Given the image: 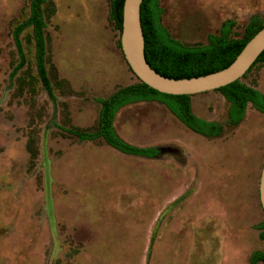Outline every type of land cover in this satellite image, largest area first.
I'll return each mask as SVG.
<instances>
[{
  "label": "rangeland",
  "instance_id": "obj_1",
  "mask_svg": "<svg viewBox=\"0 0 264 264\" xmlns=\"http://www.w3.org/2000/svg\"><path fill=\"white\" fill-rule=\"evenodd\" d=\"M110 3L44 4L55 104L36 73L30 28L21 34L26 64L9 79L18 61L12 30L29 0H0V264H252L264 246L257 229L263 112L249 104L232 126L219 92L194 94L193 112L222 124L207 137L160 102L122 107L116 132L132 145L157 146L153 157L79 141L54 125L94 128L95 98L137 81L118 47ZM159 4L161 24L187 45L205 43L227 20L235 23L231 37L254 15L264 21V0ZM242 81L264 94V63Z\"/></svg>",
  "mask_w": 264,
  "mask_h": 264
},
{
  "label": "trees",
  "instance_id": "obj_2",
  "mask_svg": "<svg viewBox=\"0 0 264 264\" xmlns=\"http://www.w3.org/2000/svg\"><path fill=\"white\" fill-rule=\"evenodd\" d=\"M46 2L47 0H29L27 16L13 27L12 37L18 61L13 66L9 79L12 80L26 64L21 34L26 28H30L37 76L49 99L56 104L57 98L46 68V22L44 16ZM123 4L124 0H111L110 3V16L118 32L117 43L120 50ZM161 14L162 8L159 0H142L140 19L144 35L145 58L157 73L176 79L205 75L225 68L236 58L247 41L264 26V21L258 15H254L244 26L240 37H231L235 23L233 20H227L222 23L217 33L207 36L205 43L187 45L170 35L161 24ZM258 63H264V49L240 79L213 90L219 92L228 104L226 123L229 125L235 126L244 119L249 104L264 113V94L253 85L242 81V78ZM136 78V82L120 86L105 97L95 98V101L99 103V110L94 128L79 129L65 127L57 123L54 125L68 135L76 137L79 141L101 139L117 151L144 157L157 155L159 152L157 146L132 145L122 139L115 129L114 122L118 111L128 104L157 101L164 104L185 127L197 134L214 137L222 131L221 123L206 120L193 112L192 95L163 93L142 82L137 76ZM257 229L260 239L264 240V220L257 225ZM249 260L252 264L257 262L264 264V246L260 250H255Z\"/></svg>",
  "mask_w": 264,
  "mask_h": 264
},
{
  "label": "water",
  "instance_id": "obj_3",
  "mask_svg": "<svg viewBox=\"0 0 264 264\" xmlns=\"http://www.w3.org/2000/svg\"><path fill=\"white\" fill-rule=\"evenodd\" d=\"M142 0H124L120 45L132 72L150 87L168 94H197L215 90L240 79L264 49V26L247 41L236 58L225 68L190 78H169L147 63L140 19ZM161 149V147H159ZM259 200L264 210V162L259 177Z\"/></svg>",
  "mask_w": 264,
  "mask_h": 264
},
{
  "label": "flooded vegetation",
  "instance_id": "obj_4",
  "mask_svg": "<svg viewBox=\"0 0 264 264\" xmlns=\"http://www.w3.org/2000/svg\"><path fill=\"white\" fill-rule=\"evenodd\" d=\"M200 135V134H199ZM179 152V151H178ZM160 152H158V154H159ZM156 156V155H155Z\"/></svg>",
  "mask_w": 264,
  "mask_h": 264
}]
</instances>
